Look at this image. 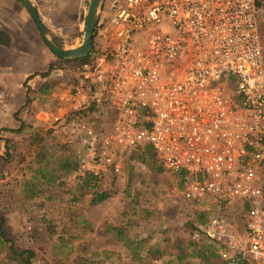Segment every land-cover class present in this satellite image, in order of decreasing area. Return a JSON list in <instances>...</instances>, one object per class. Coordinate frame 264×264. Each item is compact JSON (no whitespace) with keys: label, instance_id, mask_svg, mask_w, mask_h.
I'll return each mask as SVG.
<instances>
[{"label":"built area","instance_id":"1","mask_svg":"<svg viewBox=\"0 0 264 264\" xmlns=\"http://www.w3.org/2000/svg\"><path fill=\"white\" fill-rule=\"evenodd\" d=\"M105 6V5H104ZM256 0H113L71 75L65 131L100 184L148 146L183 198L212 212L205 240L226 264H264V50ZM249 205L243 232L221 212Z\"/></svg>","mask_w":264,"mask_h":264},{"label":"rangeland","instance_id":"2","mask_svg":"<svg viewBox=\"0 0 264 264\" xmlns=\"http://www.w3.org/2000/svg\"><path fill=\"white\" fill-rule=\"evenodd\" d=\"M111 1L107 0L105 11ZM90 2L86 0V12ZM262 45L264 50L263 38ZM76 64L65 62V67ZM47 133L29 132L19 148H14L12 139L0 137L4 143V147L0 145V163L4 162L0 168V218L7 238L13 240L0 248V264H20L11 260L12 244L19 252L33 250V264H167L176 261L181 251L188 256L186 264H223L219 248L202 242V236L193 230L200 226V214L205 223L212 212L205 204L186 202L184 179L166 172L158 160L147 156L146 161L140 159L142 150H134L126 157L121 175L109 177L97 186L92 183L87 188L82 178L68 179L73 174H61L55 182L37 185L39 196L30 198L24 181L40 178L41 166L49 162L52 165L72 153L65 131ZM13 171L19 177L13 178ZM103 190L110 197L91 204L93 194ZM13 207L18 211L15 225ZM248 211L246 203L237 202L221 214L241 233ZM109 225L121 228L122 235L108 233ZM140 240H145L137 251L140 258H145L142 261L133 254L137 244H132ZM190 242L192 247L188 246ZM207 248L215 250V255L205 262ZM201 250L204 255H192Z\"/></svg>","mask_w":264,"mask_h":264},{"label":"crops","instance_id":"3","mask_svg":"<svg viewBox=\"0 0 264 264\" xmlns=\"http://www.w3.org/2000/svg\"><path fill=\"white\" fill-rule=\"evenodd\" d=\"M31 1L59 45L79 46L86 0ZM58 59L26 8L17 0H0V137L12 139L14 148L23 145L29 132H54L53 119L70 109L63 98L70 92L71 75L52 76L56 68H66ZM15 175L13 171V178L19 177ZM17 212L13 207V223Z\"/></svg>","mask_w":264,"mask_h":264},{"label":"trees","instance_id":"4","mask_svg":"<svg viewBox=\"0 0 264 264\" xmlns=\"http://www.w3.org/2000/svg\"><path fill=\"white\" fill-rule=\"evenodd\" d=\"M257 2V6L261 11V21L262 22V26H261V30H262V38L264 40V0H256ZM261 24V23H260ZM62 61V60H61ZM82 60H78L75 62H80ZM63 62V61H62ZM50 133V132H49ZM47 133V134H49ZM139 151L142 150L141 154H140V159H142L143 161H146L145 157H149L150 159L157 161L156 156L154 151L152 150L151 147L145 146L142 148L138 149ZM43 155H39V157L42 158ZM41 161H38V164H40ZM80 169V164L79 162L73 158L72 156H66L65 158H61V159H57L55 162H52V165L47 164L46 166H41V168L39 169V173H40V178L38 177H32L30 178V180H25V193L30 196V198L33 197H37L40 194L39 188L38 186H43L45 183H52L55 182L59 179V176L61 174H66V175H71L74 174L76 172H78ZM49 175V177H48ZM181 177L184 179V174L181 175ZM92 183H94V186H97V182L95 181L94 177L87 174L84 178H83V186L89 188ZM110 197V194L107 190H103V191H96L93 194V198L91 199V204L95 205V204H99L104 202L105 200H107ZM247 207L249 208V205L247 204ZM204 216L203 215H199L198 216V222L200 226H196V228H193V230H196L197 233L199 235L202 236V242H206L204 236H203V231H202V225L204 224L203 219ZM86 225L90 226L89 223L84 222ZM112 231H116L119 235H122V230L121 228H113L111 225L108 226L107 232L111 233ZM13 240L7 238L5 231H4V220H2V218H0V248L3 247L5 245V243L12 242ZM145 240H140L139 242H132L133 245L137 244L138 248H136L135 252L133 254H135L137 256L136 259L139 260H143L145 258H140L139 256V252H137L142 244V242H144ZM193 243L190 242L188 244L189 247H192ZM202 248H204V244H202ZM180 249V248H179ZM203 250V249H202ZM199 251V252H193L192 255H204L203 251ZM11 251H12V255H11V260H15V261H19L20 264H33L32 259L35 256V252L33 250H23L21 252H19L18 248L16 247V245L12 244L11 246ZM207 251L209 253V255H204L203 260L205 262H207L208 260H210L211 257H214V253L215 250H211L210 248H207ZM154 255L153 253H150ZM188 256H186L184 254V251H181V253L178 255L177 260H171L169 261L167 264H186V258ZM223 264H226L223 262Z\"/></svg>","mask_w":264,"mask_h":264},{"label":"water","instance_id":"5","mask_svg":"<svg viewBox=\"0 0 264 264\" xmlns=\"http://www.w3.org/2000/svg\"><path fill=\"white\" fill-rule=\"evenodd\" d=\"M17 1L21 3L30 13L45 43L57 58L65 62H69L84 60L90 56L94 45L95 31L106 0H91L86 14L83 41L75 48H64L57 43L55 38L45 26L37 8L31 0Z\"/></svg>","mask_w":264,"mask_h":264}]
</instances>
